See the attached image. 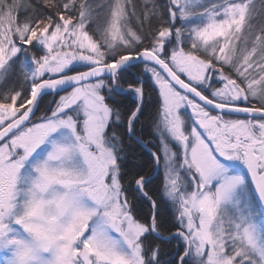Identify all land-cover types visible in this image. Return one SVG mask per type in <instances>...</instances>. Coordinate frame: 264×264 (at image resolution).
Listing matches in <instances>:
<instances>
[{
  "label": "snow or ice",
  "instance_id": "6c2138e0",
  "mask_svg": "<svg viewBox=\"0 0 264 264\" xmlns=\"http://www.w3.org/2000/svg\"><path fill=\"white\" fill-rule=\"evenodd\" d=\"M0 264H264V0H0Z\"/></svg>",
  "mask_w": 264,
  "mask_h": 264
},
{
  "label": "trees",
  "instance_id": "16d2710c",
  "mask_svg": "<svg viewBox=\"0 0 264 264\" xmlns=\"http://www.w3.org/2000/svg\"><path fill=\"white\" fill-rule=\"evenodd\" d=\"M135 2L139 4V0H135ZM142 67L143 66L141 65L138 68H133V73L130 72L127 74V82L131 83L137 80L138 78L144 79L145 93H146L145 106L143 109L144 114L140 117V121L136 125V135L141 138L143 143L148 144V146H150L153 149L154 144L151 142V140L154 139L151 135H149V133L151 131V125H152L151 118L155 114L158 103V94H157V90H155L154 85L152 81L149 79V77L144 78V75L141 76ZM54 98L55 97L53 96H45L42 101L41 107L44 108L46 106H49L50 102L53 101ZM116 99L119 101V104L117 106L120 108L121 113L125 115L130 109H132L135 106L136 103V100L132 97L131 94L125 96H118L116 97ZM39 115L40 113H37V116ZM116 131L120 134H123L124 129L117 128ZM125 142L127 145H130V147L126 148V152L129 154L127 157L128 167H132L134 164H145V162L148 161L149 152L142 146V144H137L135 140H127V138H125ZM143 171L145 174H151V167L146 164ZM173 247L174 245H167L165 247V250L171 251ZM168 258L169 257H165V259Z\"/></svg>",
  "mask_w": 264,
  "mask_h": 264
},
{
  "label": "rangeland",
  "instance_id": "374dc122",
  "mask_svg": "<svg viewBox=\"0 0 264 264\" xmlns=\"http://www.w3.org/2000/svg\"><path fill=\"white\" fill-rule=\"evenodd\" d=\"M81 70H83V69H81ZM142 73H144L143 72V67H142ZM144 75V78H146V77H149V79H150V73H144L143 74ZM151 80V79H150ZM223 85H222V83L220 82V81H215V83H214V87H222ZM132 97L135 99V97L132 95ZM56 99H58V97H55ZM54 98V99H55ZM241 117V116H240ZM243 118V117H242Z\"/></svg>",
  "mask_w": 264,
  "mask_h": 264
},
{
  "label": "flooded vegetation",
  "instance_id": "af4514ba",
  "mask_svg": "<svg viewBox=\"0 0 264 264\" xmlns=\"http://www.w3.org/2000/svg\"><path fill=\"white\" fill-rule=\"evenodd\" d=\"M131 73H133V69L131 70ZM143 81H144V79H143ZM151 142H152V143L154 144V146H155V142H156V141H155V140H151ZM152 143H151V144H152ZM143 144H146V143H143ZM143 144H142V146H143ZM143 147H144V146H143ZM144 148H145V147H144ZM147 148L150 149V150H153L150 146H148ZM145 149H146V148H145ZM146 150H147V149H146ZM147 151H148V150H147ZM148 152H150V151H148Z\"/></svg>",
  "mask_w": 264,
  "mask_h": 264
},
{
  "label": "water",
  "instance_id": "95a60500",
  "mask_svg": "<svg viewBox=\"0 0 264 264\" xmlns=\"http://www.w3.org/2000/svg\"><path fill=\"white\" fill-rule=\"evenodd\" d=\"M239 116L243 117V114H239ZM148 151H151L150 149L146 148Z\"/></svg>",
  "mask_w": 264,
  "mask_h": 264
}]
</instances>
